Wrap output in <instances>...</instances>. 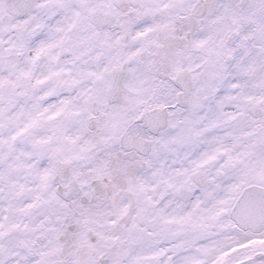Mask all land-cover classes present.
Returning <instances> with one entry per match:
<instances>
[{
  "label": "snow or ice",
  "instance_id": "6c2138e0",
  "mask_svg": "<svg viewBox=\"0 0 264 264\" xmlns=\"http://www.w3.org/2000/svg\"><path fill=\"white\" fill-rule=\"evenodd\" d=\"M0 264H264V0H0Z\"/></svg>",
  "mask_w": 264,
  "mask_h": 264
}]
</instances>
